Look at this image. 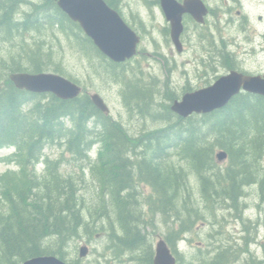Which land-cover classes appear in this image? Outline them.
<instances>
[{
	"label": "trees",
	"instance_id": "trees-1",
	"mask_svg": "<svg viewBox=\"0 0 264 264\" xmlns=\"http://www.w3.org/2000/svg\"><path fill=\"white\" fill-rule=\"evenodd\" d=\"M104 1L118 11V0ZM23 2L0 0V45L4 42L14 45L19 41L21 52L0 55V149L13 148L21 169V174H14L17 180L9 181L12 178L6 177L5 182L10 185L2 191L6 207L0 210V264H19L33 257L49 255L65 261L63 245L79 236L82 229L87 234L95 231L88 226V215L82 214L73 178L59 173V161L45 157L44 150L49 145L63 146L75 160L87 161L90 160L89 150L97 144V157L90 163L94 164L91 171L112 206L118 231L116 246L142 252L138 264H152L153 253L142 229L146 221L137 199L135 175L138 181L152 188L154 205L149 210L151 213L168 222L178 215L179 208L185 203L189 215L190 212L197 214L181 197L186 187L182 167L176 169L168 162H158L164 158L166 148L177 147L179 154L189 162L199 177L206 203L216 200L236 207L244 202L242 189L256 182L259 174L256 166L264 155V98L239 94L229 106L213 114L211 127L214 131L201 134L195 131L192 122L188 126L181 125L182 120L192 121L191 117H177L178 122L172 121V112L165 107L162 116L169 125L150 131L136 140L138 145L133 144L117 122L92 105L87 94L60 100L52 94H32L15 88L9 75L19 72L51 71L75 83L59 64H53V47L38 42L29 44L24 38L30 33H38L43 27L55 28L66 36L68 32L72 33L83 53L90 55L93 51L106 61L109 65L106 70L116 73L119 66L107 61L83 35L78 24L73 23L53 0H30L27 3L29 9L20 12ZM128 90L130 99L125 96L126 104L130 106L132 102L136 108L145 107L141 105L142 99L148 97L149 92L131 84H128ZM208 133L210 135L206 137ZM217 149L227 154L225 169L216 161ZM39 162L46 167L41 176L33 169ZM103 209L105 206L101 207ZM90 217L92 222L103 218ZM185 229L186 220H183L176 230H169L164 237L177 264L183 259L177 243ZM235 253L236 249L223 248L201 264H230ZM68 263L78 264L76 261Z\"/></svg>",
	"mask_w": 264,
	"mask_h": 264
},
{
	"label": "rangeland",
	"instance_id": "rangeland-1",
	"mask_svg": "<svg viewBox=\"0 0 264 264\" xmlns=\"http://www.w3.org/2000/svg\"><path fill=\"white\" fill-rule=\"evenodd\" d=\"M24 1L20 12L29 9L27 3L30 0ZM156 2L158 3V0H118L117 12L140 37V42L136 56L119 64L116 73L106 70L109 65L98 54L91 50L90 55L83 53L70 32L66 36L55 28L50 30L43 27L38 33L33 32L24 37L29 44L38 42L43 43V46L53 47V64H59L66 76L72 78L84 94L100 95L109 109L110 119L117 122L126 131L132 143L137 145L139 143L136 140L143 135L169 125L162 116L165 107L171 108L184 94L205 88L224 74L221 68L211 71L209 66L213 65V61L225 57L230 52L229 49L234 53L232 63L235 66L249 71H264V52L259 46L252 47L250 41H246L250 34L253 36V29L243 31L244 25L241 23L244 22L241 19H237L235 24L227 23L222 20L224 13H217L216 10H213L207 24L203 26L196 25L189 18L183 19L184 29L180 37L182 52L177 53L170 39L169 23ZM208 2L214 8L220 0ZM262 8L261 21L264 23V5ZM234 13L233 10L232 14ZM19 43H2L0 55H14L16 51L21 54L18 50ZM210 56L214 60H211ZM105 59L109 61L106 57ZM128 84L149 92L148 97L142 99L141 105L145 107L136 108L132 102L131 107L126 104L125 96L130 99V93H127ZM171 114L172 121H177L178 115L173 112ZM213 114L193 115L192 121L182 120L181 125L188 126L189 122H192L199 134L212 132L214 130L211 121L215 118ZM209 135L210 133L206 137ZM174 147L166 149L167 157L164 155L158 162H168L176 169L182 167L186 187L184 186L181 197L197 214L190 212L189 215L185 211V203L179 208L178 215L168 222L158 214L151 213L149 210L154 205L152 188L138 181L135 175L133 178L138 184L137 199L146 221L142 229L147 246L151 247L152 257L159 238L164 240L169 230H176L179 222L186 220L185 234L177 243L178 252L183 254L180 264L204 263L223 248L236 249L234 261L230 264H264V155L256 166L257 172L259 171L256 182L242 189L245 192L244 202L231 207L216 200L209 204L205 202L199 177ZM96 150L97 146L93 148L90 160L87 161L75 160L63 146L49 145L44 150L47 159L59 161V173L70 176L75 181L82 214L86 217L88 215V226L95 230L90 234L80 230L79 236L63 245V258L78 264H138L137 259L142 252H131L122 246H116L118 231L114 224L113 209L109 204L108 195L103 196L98 180L91 171L94 164L90 163L94 162ZM219 151L221 150L217 149L215 155ZM13 152L14 149L11 148L0 149V210L6 207L2 195L4 187L10 185V182H5L6 177L12 178L9 181H13L17 180L14 179V174H21ZM226 163L227 160L218 162L222 169H225ZM33 169L38 176L46 171L44 163L35 165ZM102 206H105V209L101 210ZM91 215L103 218L92 222ZM83 245L88 247L89 252L86 258L80 259L79 249ZM203 257L206 259H202Z\"/></svg>",
	"mask_w": 264,
	"mask_h": 264
},
{
	"label": "water",
	"instance_id": "water-1",
	"mask_svg": "<svg viewBox=\"0 0 264 264\" xmlns=\"http://www.w3.org/2000/svg\"><path fill=\"white\" fill-rule=\"evenodd\" d=\"M57 7L72 21L79 25L84 35L89 38L97 50L113 63H123L137 53L140 37L130 28L104 0H53ZM161 10L170 26V39L177 52L182 51L180 36L183 32L182 17L192 16L197 23H202L207 14L206 7L200 0H185L178 5L174 0H160ZM9 80L15 88L32 94H52L60 100L77 98L82 89L72 81L53 73L30 74L12 73ZM241 92L259 95L264 98V75L245 76L236 71L219 77L210 86L185 94L180 101H175L171 111L180 118L191 115H207L225 108ZM92 105L105 116L109 109L97 93L89 95ZM217 162L227 158L224 151L216 155ZM88 254V247L79 249V258ZM20 264H67L55 256H39L25 260ZM153 264H176V258L167 243L159 238L154 247Z\"/></svg>",
	"mask_w": 264,
	"mask_h": 264
},
{
	"label": "flooded vegetation",
	"instance_id": "flooded-vegetation-1",
	"mask_svg": "<svg viewBox=\"0 0 264 264\" xmlns=\"http://www.w3.org/2000/svg\"><path fill=\"white\" fill-rule=\"evenodd\" d=\"M178 5H183L185 0H174ZM200 2L206 7L207 14L204 17V20L202 23H197L192 16L185 14L182 18V23L184 18L191 19L196 25L203 26L204 24H207L208 18L213 13V10H216L217 13H224V17L222 20H226L227 23H233L235 24V21L237 19H241L244 23V26L242 27L243 31H247L253 29L254 34L253 36L250 34V38H247L246 41L249 42L252 45V47L259 46L261 51L264 52V23L262 20V6L264 5V0H220L219 3H217L214 8L211 7L208 0H200ZM157 3V2H156ZM160 6V0H158L157 3ZM161 8V6H160ZM234 10V14H232V11ZM228 18H227V16ZM222 23V22H220ZM215 24L217 25V19ZM237 44V43H235ZM230 52L227 53L225 57H222L220 59H217L213 61V65H210L209 68L211 71L217 70L218 68L222 69L221 76L227 75L228 73L232 71H236L240 74H243L245 76H263L264 71H249L246 68H241L235 66L232 62L234 53L231 49H229ZM253 50H255L253 48ZM233 55V56H232ZM218 56V55H217ZM211 60H214L210 56ZM206 60V59H205ZM219 76V77H221ZM218 77V78H219ZM209 84L208 86H210ZM207 86V87H208ZM78 261V260H77ZM152 264H153V257H152Z\"/></svg>",
	"mask_w": 264,
	"mask_h": 264
},
{
	"label": "bare ground",
	"instance_id": "bare-ground-1",
	"mask_svg": "<svg viewBox=\"0 0 264 264\" xmlns=\"http://www.w3.org/2000/svg\"><path fill=\"white\" fill-rule=\"evenodd\" d=\"M97 125H98V124H97ZM137 139H138V138H137ZM151 141H152V140H151ZM151 143H152V142H151ZM151 143H150V144H151ZM163 144H164V143H163ZM168 144H169V143H168ZM140 145H141V144H140ZM153 145H154V144H153ZM153 145H151V146L153 147ZM174 148H175V147H174ZM176 148H177V147H176ZM141 149H142V148H141ZM166 149H167V148H166ZM168 149H169V148H168ZM177 149H178V148H177ZM142 150H143V149H142ZM153 150H154V149H153ZM172 150H173V149H172ZM166 151H167V150H166ZM166 151H165V155H166V153H167ZM152 154H153V153H152ZM152 154H151V155H152ZM166 157H167V156H166ZM150 159H151V158H150ZM152 160H153V159H152ZM195 175H196V174H195ZM145 176H146V175H145ZM145 178H146V177H145ZM146 179H147V178H146ZM260 179H261V178H260ZM260 179H259V180H260ZM149 180H150V179H149ZM149 180H148V181H149ZM262 180H263V179H262ZM253 181H254V180H253ZM137 182H138V181H137ZM260 182H261V180H260ZM145 183H146V182H145ZM150 183H151V182H150ZM261 183H262V182H261ZM151 184H152V183H151ZM151 184H150V185H151ZM252 185H253V184H252ZM135 186H138V185H135ZM246 187H247V186H246ZM248 187H249V186H248ZM135 251H136V250H135ZM217 255H218V254H217Z\"/></svg>",
	"mask_w": 264,
	"mask_h": 264
}]
</instances>
